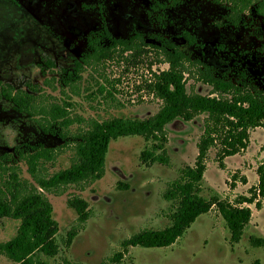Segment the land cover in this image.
<instances>
[{
  "label": "rangeland",
  "instance_id": "obj_1",
  "mask_svg": "<svg viewBox=\"0 0 264 264\" xmlns=\"http://www.w3.org/2000/svg\"><path fill=\"white\" fill-rule=\"evenodd\" d=\"M157 1L172 0H38L33 5L29 0L17 3L0 0V76L3 78L0 90L11 86L14 90L27 91L28 85L42 88L54 99L72 103V115L86 121L154 116L162 107V101L155 96L157 85L170 67L158 61L152 47L137 56L121 57L118 51L96 71L86 69L82 82L74 89L78 94L62 88L64 70L75 69L79 62L74 52L82 55L88 48L83 40L85 29L91 31L106 25L116 37L130 38L140 33L150 46L159 44L154 39L157 36L175 40L192 60L214 67L218 75L226 74L235 82L243 80L264 90L262 19L247 15L248 26L234 29L224 25L226 10L209 0H185L175 8L155 10ZM70 18L73 24H69ZM69 26L79 27L75 36H69ZM186 34L195 38L194 44ZM4 55L12 60L4 61ZM47 79L55 80V89L45 85ZM191 87L203 94L209 92L193 81L187 85L189 92ZM12 105L0 96V158L12 155L29 178L27 167L19 161V150L29 152L39 145L57 148L63 141L44 134L36 119L13 112ZM203 120L201 117L189 124L172 125L167 143L140 137L112 142L101 180L84 187L71 186L60 196L47 194L59 226L60 252L53 258L38 252L33 256L34 261L45 264H264V202L261 210L250 206L253 217L239 243L232 242L231 233L214 204L168 247L124 246L136 234L164 231L170 225L169 216L177 206L167 201L165 195L187 168L195 167ZM236 132L224 128L217 137L216 147L205 159L204 179L194 192L209 204L235 205L241 196L250 197L249 190L259 183L257 169L264 162V128L250 129V138L252 133L256 134L252 135L251 147L242 159H223L221 152L226 139ZM70 156L66 152L56 164H48L49 173L68 167ZM124 185L129 188L124 190ZM74 197H82L89 203L90 217L86 223H81L75 210L68 206ZM19 227L18 221L0 219V244L12 241ZM72 232L76 237L69 243ZM0 264L15 263L0 256Z\"/></svg>",
  "mask_w": 264,
  "mask_h": 264
},
{
  "label": "trees",
  "instance_id": "obj_2",
  "mask_svg": "<svg viewBox=\"0 0 264 264\" xmlns=\"http://www.w3.org/2000/svg\"><path fill=\"white\" fill-rule=\"evenodd\" d=\"M223 7L226 12L224 25L234 29L248 26L249 16L264 21V0H209ZM185 0L156 2L155 10H167L182 5ZM110 45L91 42L92 52L73 70H64L62 88L73 93L86 69L96 68L119 51L137 56L146 52L144 36L137 34L129 40H112L109 32L103 36ZM191 44L195 38L186 34ZM157 43L151 46L160 63L170 67L164 72L156 89V98L162 107L147 119L113 118L100 122L86 121L72 115V103L56 100L42 88L28 85V90L3 89L4 97L29 117L36 119L39 129L63 141L57 148L43 145L32 151L19 150V161L27 167L29 178L24 176L20 164L10 154L0 158V219L20 222L17 236L10 242L0 244V256L15 264H45L34 261L40 252L48 257H56L60 252L57 241L59 226L54 219L53 206L47 194L60 196L71 187H84L101 180L105 174L110 145L121 138L140 137L146 141L162 140L167 143L168 131L176 123L189 124L204 117L202 135L197 143L198 156L194 168H187L183 177L172 183L165 198L177 206L169 216L170 225L164 231H144L124 242V246L145 248L168 247L180 237L198 217L208 213L212 205H217L233 243H239L245 229L250 225L253 212L250 206L261 210L264 202V162L257 169L258 185L249 190L250 197L241 196L237 203L217 202L209 204L195 194L197 185L202 183L206 172L205 159L208 152L216 147L217 137L224 128H231L236 135L226 139L221 155L223 159L233 157L248 149L250 129L264 128V90L252 83L235 82L226 74L218 75L214 67L192 60L172 41L161 36L154 37ZM118 52V53H119ZM52 64V63H51ZM187 76V77H186ZM246 78L245 74H242ZM190 81L209 91L203 94L187 85ZM55 80L47 79L45 85L52 87ZM62 93L67 97L66 91ZM102 94V90L99 91ZM77 126V128H75ZM66 152H70V164L54 173H49L48 164H56ZM151 155V154H149ZM148 157V154H144ZM158 158L157 160H160ZM224 163H221V168ZM124 190L129 187L122 186ZM246 205V206H245ZM68 206L75 210L81 223L90 217L89 203L82 197H74ZM76 237L72 232L69 243ZM262 243V242H259Z\"/></svg>",
  "mask_w": 264,
  "mask_h": 264
},
{
  "label": "flooded vegetation",
  "instance_id": "obj_3",
  "mask_svg": "<svg viewBox=\"0 0 264 264\" xmlns=\"http://www.w3.org/2000/svg\"><path fill=\"white\" fill-rule=\"evenodd\" d=\"M11 2H14V3H17L18 2V0H10ZM31 1V2H30ZM35 1H38V0H29V3H30V5L32 4V3H35ZM33 5V4H32ZM71 21V22H70ZM73 19L72 18H70V20H69V24L70 23H72L73 24ZM74 25H76V24H74ZM77 27V26H76ZM68 29H69V36H75L76 35V30L77 29H79V27H77V28H73V27H68ZM101 29V30H100ZM106 31L107 32H109V34H110V36H111V39L114 41V40H129V39H131L132 37H134L135 35H137V34H140V33H137V34H134L132 37H130V38H124V37H116V35H113V33H112V30L106 25V26H101L100 28L99 27H97V28H95V29H92L91 31L89 30V29H85V31H84V38H83V40H84V42L87 44V50L85 51V53L84 54H82V55H80V53L79 52H74V51H72V52H74V54H76L75 55V57H76V59H78L79 60V63H81L82 61H83V59L89 54V53H91L92 51V47H91V42H93V41H95V40H100V44H102V43H105V44H107V45H110L111 44V41H110V39H108V38H104L103 36H104V34L106 33ZM75 34V35H74ZM142 35V34H141ZM146 37H144V39H145ZM170 41H172L176 46H180V45H178L179 43H177V41H175V40H170ZM145 42H146V44H147V40H145ZM148 46H146V48H148V47H151L149 44H147ZM180 48V47H179ZM181 49V48H180ZM79 57V58H78ZM3 60L4 61H9V60H12L11 58H10V56H6V55H4L3 56ZM53 64V63H52ZM1 66H0V73L2 72L1 71ZM0 80H3V78H2V76H0ZM3 89L4 88H1V90H0V96L7 102V103H10V104H13L12 102H10V101H8L5 97H4V95H3ZM13 107H12V111L13 112H20L16 107H15V105L13 104L12 105ZM150 117H152V116H150ZM149 118V117H148ZM145 119H147V118H145ZM131 120V119H130ZM141 120H143V119H141Z\"/></svg>",
  "mask_w": 264,
  "mask_h": 264
},
{
  "label": "crops",
  "instance_id": "obj_4",
  "mask_svg": "<svg viewBox=\"0 0 264 264\" xmlns=\"http://www.w3.org/2000/svg\"><path fill=\"white\" fill-rule=\"evenodd\" d=\"M259 131V130H258ZM257 131V132H258ZM253 134H256V133H252L251 134V138H250V144H249V147H248V149L247 150H245L246 152L250 149V147H251V144H252V141H253ZM245 151H242V153H239V154H237V155H235V156H233V157H230V158H236V157H241V159H242V155H243V153H245ZM228 164V162H225V165H227Z\"/></svg>",
  "mask_w": 264,
  "mask_h": 264
}]
</instances>
